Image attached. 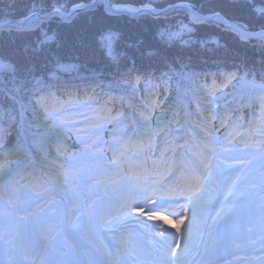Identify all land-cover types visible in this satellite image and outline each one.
I'll list each match as a JSON object with an SVG mask.
<instances>
[{"label": "trees", "instance_id": "16d2710c", "mask_svg": "<svg viewBox=\"0 0 264 264\" xmlns=\"http://www.w3.org/2000/svg\"><path fill=\"white\" fill-rule=\"evenodd\" d=\"M56 3L57 0H39L36 15L47 14L49 5ZM60 3L70 9L72 0H60ZM178 3H187L196 16L213 14L214 9L229 26L240 23L249 32H261L259 23L250 14L234 7L240 0H108L110 7L149 5L153 12ZM33 7L34 0H0V24L19 22L32 15ZM36 23L34 19L31 27L7 26L0 32V63L27 66L33 73L27 78V86L18 93L15 108L0 109V164L6 166V178L16 173L15 167L24 166L23 159L16 157L18 152L26 159L31 152L39 166L47 169L50 163L47 159L51 157L46 152L52 151L50 137L57 132H63L66 137H83L80 126L91 124L85 117L89 106L78 108L91 102L96 103L91 112L94 111L92 118L97 123L115 122L108 131L113 149L125 144L131 130L133 123L125 120V113L131 115L152 143L157 135L161 142L162 136L169 133L168 122L177 140L183 129L184 106L191 115L189 126L201 139L214 134V121L231 125L235 132L257 110L259 131L263 133L260 136L264 138V43L261 41L242 40L216 19L193 25L181 9L169 10L159 18L139 15L132 19L108 16L103 4L97 3L67 23L52 20L32 30ZM184 24L190 30L177 35L179 26ZM101 33L111 34V53ZM45 34L54 36V40L41 44ZM59 65L72 69L61 73L57 70ZM18 80L19 76L0 69V89L13 87ZM129 83L135 91L128 87ZM38 98H43V104L33 111L32 102ZM209 100L212 105L207 109L197 107ZM21 104L25 106L23 111ZM154 113L160 127L149 125ZM78 119L86 121L73 128ZM206 124L211 134L207 133ZM255 146L264 151V139L255 142ZM92 154L86 155L91 164H98L101 158ZM64 155L69 162L64 170L78 175L74 173L82 170L81 157L77 156L74 163L75 158L71 160L68 154ZM235 155H241V150L236 149ZM95 169L103 174L97 166ZM51 172L54 178L59 174L55 169Z\"/></svg>", "mask_w": 264, "mask_h": 264}, {"label": "rangeland", "instance_id": "374dc122", "mask_svg": "<svg viewBox=\"0 0 264 264\" xmlns=\"http://www.w3.org/2000/svg\"><path fill=\"white\" fill-rule=\"evenodd\" d=\"M107 0H92L90 3L92 4V7L99 3V5L104 6L105 11L106 9H112L113 7H110L108 5ZM125 5V4H124ZM140 7L146 8L149 12L151 11L152 6L149 5H139ZM136 6V7H139ZM90 7L89 9H91ZM120 7V6H118ZM130 18L128 16H121ZM23 20V19H22ZM45 24V23H43ZM47 24V23H46ZM30 83V81H29ZM208 106L212 105V101L207 102ZM82 108V107H81ZM208 112V111H207ZM211 112V111H209ZM208 112V113H209ZM22 113L20 112V116ZM256 115V117H255ZM252 117V125L254 128H259V115L255 114ZM84 119H78L74 122L76 124L77 122H81ZM149 125L150 126H161V123L158 121L157 113H154L151 115ZM45 126V123L42 124ZM51 126H55L53 123H51ZM99 126L102 127L103 131V137L106 136V132L110 131L114 126L115 122L112 123H101L100 125H97L94 127V131H99L100 129L96 128ZM207 126V124H206ZM137 132L142 133L143 129L140 126H136ZM230 126L228 125H220L215 124L214 130L216 131V135L218 136V139H221V136L226 134L229 130ZM64 132L66 131V126L64 128ZM137 134L136 131H134ZM244 133V130L241 132H237L236 135H241ZM239 135V136H240ZM237 136V137H239ZM140 141L145 140L141 135L137 137ZM52 142L54 147L51 146L52 149L55 150L57 154L63 153H69L72 156L82 152V147L75 148L74 147V140L71 139V136L66 138L63 136V132H58L52 137ZM100 139L96 142H90L88 144V150H92L93 147L96 145L98 146L99 151H103L106 154H110L109 151L105 148V145H100ZM181 143V141L179 142ZM209 146L211 144H208ZM211 147V146H210ZM215 152H218L216 148H211L208 152V154H205L206 157H208V161L206 162V165L204 167L200 168L201 174L203 178L207 179L209 175L211 174V169L214 166L218 165L214 160L213 155ZM112 154V153H111ZM209 155V156H208ZM252 156L251 151H247L244 155L246 159ZM22 158V157H21ZM27 164V162H26ZM49 164V163H48ZM53 166L55 168H58V165L54 162H51L49 166ZM220 165V164H219ZM38 169H40L38 167ZM43 169V168H42ZM6 169L1 168L0 169V187L4 183V177H5V171ZM49 170V167L47 168ZM207 170V173L204 174L203 172ZM258 169H254L251 171H245V169L242 170V168L235 171L231 177L228 183L225 185L223 184L222 178L219 179V184L222 186L221 193L219 197H217L213 204L211 205V208L209 209V214L207 215L205 221L201 225V233L198 236L197 232L193 235V240H197L196 245L195 241H193L190 245H195L196 249H198L197 254L200 253V249L202 246H204L206 242V237L210 238L209 233L216 232V234L219 233V231L224 228L232 229V231H238L240 233L246 232V234H253L256 236V239L251 242V244H254L257 248L256 252L261 251V246L258 245L260 243V240L258 237L261 234V229L258 227L259 224H261V221H258L257 224L254 225V228H245L247 225V221L250 218L254 223L256 222L254 217L257 219L264 218V173L257 171ZM41 172V170H40ZM46 174L51 175V181L53 174L50 173V171H43L41 175L46 176ZM45 178V177H44ZM43 180H46L44 179ZM48 180H46L47 182ZM36 184L32 181H23L21 184H17L13 197L7 196L8 192V185L2 188L5 191L6 196L2 197L0 196V228L5 229L8 231V234L10 239H15L17 237L24 238L25 236H36V238L41 239V237L38 235V231L41 230H47L48 233L51 232H57L62 231L67 233L66 235L72 236L75 239V244L85 247L86 250L85 254L90 259V256H94L96 260H98V257L107 256L109 257L110 261H108V264H135V260L139 259V262L143 263L144 261L147 262L146 259H141V254L144 255L147 254L151 250H157L156 243L157 241L161 240L164 237L165 229L169 228L174 232V228L172 225L167 226H160L157 219H153L152 221H146L145 219H138L136 221H127L121 224L120 226H115L109 233L108 232H101L97 229L96 225L92 223V219L89 217H86L84 215V211L82 210V215L77 214V212L80 211L81 202L75 201L73 195H64L65 190L66 192L69 191L67 187L64 189H57L55 192V197L52 196L48 200L43 201L39 204L38 207H34V201H36L35 196L32 197L31 193L29 192V187ZM112 184L115 186L116 184L112 182ZM203 183L200 184L199 190L195 192V195L202 194L204 189H202ZM8 188V189H7ZM116 189V188H115ZM194 197V196H193ZM195 198V197H194ZM120 208L118 211L117 208ZM82 208V207H81ZM238 208L239 213L237 212H231V216L229 217L228 222L224 225H220V221L226 219V217L229 215L228 212L233 209ZM109 210L103 211L99 208L98 211V218H110L111 223L113 225H119V221L124 217L127 216L125 211L127 210V205L124 204V200L120 198V194L116 189L115 197L112 201V203L109 205ZM221 213L219 218L216 219L215 223H213V217H216L217 213ZM132 217V216H130ZM133 218H139L138 216H134ZM122 222V220H121ZM97 232H94L95 229ZM178 231V230H177ZM99 232V233H98ZM179 232V231H178ZM107 233V234H105ZM44 233H42L43 235ZM52 234V233H51ZM66 235H64V239H66ZM114 235L112 238L111 236ZM90 237L91 241L95 243L93 245L92 243H88L84 241L83 238ZM51 238V241L48 244L47 250L49 249V252L47 254L51 258L52 254L55 253L58 256L65 258L67 260H74L75 254L72 251H68L66 246L61 242L63 239L62 237L59 238ZM178 243L174 246L172 251L169 253V258L171 260H174L175 257L177 258L178 262L177 264H189L190 261H187L186 256L190 254V251L192 247L187 249V245L184 244V238L181 233V237L179 236ZM63 239V240H64ZM111 239V240H110ZM83 240L86 245L84 246ZM140 243L143 244L140 245ZM103 245L104 252L100 253L95 249V246ZM117 244V245H116ZM249 243L248 242H241L238 243L235 248H243L246 247ZM182 246L183 249H182ZM31 246V245H30ZM59 246L63 247V251L61 252L58 248ZM210 246V245H209ZM178 256L175 254L178 253ZM17 253V252H13ZM44 253V252H43ZM40 251L32 249V254L35 256V264H40V261L44 258V254ZM74 255H73V254ZM90 255V256H89ZM97 255V257H96ZM75 256V257H74ZM198 258L196 257L193 262L190 264H196V260ZM245 261L247 263H257V264H264V252L261 251L257 255H253L249 253L245 257ZM27 263V261H25ZM255 263V264H256ZM61 264H64L61 262ZM153 264V262H152ZM225 264V263H223Z\"/></svg>", "mask_w": 264, "mask_h": 264}, {"label": "bare ground", "instance_id": "6f19581e", "mask_svg": "<svg viewBox=\"0 0 264 264\" xmlns=\"http://www.w3.org/2000/svg\"><path fill=\"white\" fill-rule=\"evenodd\" d=\"M108 2V1H107ZM120 6V7H118ZM137 5H131V4H117L115 6V10H117L118 12H128L130 14H138L139 12H143L144 9H142L143 7H138L136 8ZM87 10L81 11L79 13H83L86 12ZM133 19V18H132ZM154 19V18H153ZM70 20V19H69ZM68 20V21H69ZM67 21V22H68ZM64 22V23H67ZM257 37L261 38L260 35H257ZM262 40H264V38H261ZM52 41L48 42L51 43ZM185 142H182V144L184 145ZM55 158L59 159L58 156H56ZM56 159V160H57ZM61 161H63V159H60ZM48 162H53L52 159H47ZM148 162H143V164H147ZM56 164V162H55ZM39 162H37L36 160L34 161V165L30 166L29 168H24L21 170H18L12 177H10L8 179V181L11 182H15V183H19L16 180H20L22 181V178H25V181H32L35 182L36 184L39 183L42 179V176L39 174L40 173V169L41 168L39 166ZM144 166V165H143ZM55 167H49L48 171H52V169H54ZM1 169V168H0ZM47 171V172H48ZM51 173V172H50ZM52 174V173H51ZM46 180L49 181V179H51V175L50 174H46V176H44ZM47 181V182H48ZM186 184V185H185ZM185 185V186H184ZM193 185V181L192 178L186 179L184 181V184L182 186V188H189L192 187ZM238 208H233L228 212V216L226 217V219L220 221V225H224L228 222L229 217L231 216V214L233 212H237L239 213ZM232 212V213H231ZM261 224L258 225V227L261 229V234L258 237V239L260 240V243H258L259 246H261L262 248H264V218H262L261 220ZM258 223V220L254 223V221H252L250 218L247 221V225L245 226V228H254V225ZM42 233H44L42 235ZM52 233V234H51ZM48 233V231L46 230H39L38 231V235L41 237V239L36 238V236L32 235L30 237L25 236L24 238L22 237H17L15 239H10L11 237L8 234V231L5 229H1L0 228V264H35L33 261V258H31V256L27 253H25L23 256L24 258H27L28 261H30L29 263H23V257L21 258V251H23V248L25 249V251H30L32 248V246H34V249H36L37 251L40 252H44V258L40 261V264H61V262H63L64 264H91L90 260L87 258V254H85L86 248L85 247H81L77 244H75V239L72 236L66 235L67 233L60 231L57 232H51ZM64 235H66V239H64ZM219 238H212L211 240L209 239V244L211 243L212 245L210 247H208V245H206V247L204 249H202L201 251V255L199 257V264H210V262H214L215 261H222L224 260L225 262L230 264H246L245 261H243V259L249 254H253V255H257L258 253H260L261 251L264 252V249L261 251L256 252V246L254 244H251L252 241H254L256 239V236L251 234H246V232L244 233H240L238 231H232V229H222L220 230L219 233ZM10 237V238H9ZM63 238L61 239L62 243L67 246V248L69 250H72L75 254V259L74 260H67L65 258H62L60 256H58L57 254L53 253L51 258L49 257V255L47 254V252H49V249L47 250L48 244L51 241V238ZM84 241L88 242V243H92L93 245H95V243H93L90 239V237H86L83 238ZM166 240V245H167V250L169 249V243H175L177 241L176 235H172V236H166L165 237ZM83 241V240H80ZM83 241L84 246L86 245V243ZM241 242H248L249 244L246 247L243 248H234V245L236 246L238 243ZM31 245V246H30ZM95 249L102 253L104 252V247L103 245H98L95 246ZM166 250V252H167ZM13 252H17V255H14L15 253ZM12 255H14V257H11ZM156 257H154L155 259ZM99 261H103L104 264L108 263V261H110L109 257L107 256H102ZM167 261V254H164L161 256V258L158 260L159 264H165V262ZM173 264H176V262L174 261ZM251 264V263H250ZM253 264V263H252Z\"/></svg>", "mask_w": 264, "mask_h": 264}, {"label": "snow or ice", "instance_id": "6c2138e0", "mask_svg": "<svg viewBox=\"0 0 264 264\" xmlns=\"http://www.w3.org/2000/svg\"><path fill=\"white\" fill-rule=\"evenodd\" d=\"M38 5H39V0H34L32 17H26V24H18L16 25L17 28H25L26 26L31 27L33 23V18L35 20H41L45 18L36 15V12L39 10ZM90 7H92V4L90 2H83V0H72L71 8L69 9V7L62 5L60 3V0H57L55 6L49 5L46 16L53 20H69L79 12L87 10ZM185 7H189L190 9V6L188 5H185ZM234 7H238L242 11H246L248 14L252 16L254 20H256L259 23V27L261 29L259 35L261 36V38H264V0H240V3L238 5H234ZM212 11L214 18L218 22L222 23L223 21L220 14L216 13L214 9ZM193 18L196 20L205 19L204 17L196 16L195 14H193ZM230 19H234V18H230ZM8 26L11 27L10 24ZM230 26L233 31H237L240 35L244 37L256 35L255 32H249L247 26L241 25L240 23H235ZM101 38L105 41V46L108 49L109 53H111V40H112L111 34L105 35L101 33ZM53 40H54V36H48L47 34H45L44 40L40 41V43L45 44ZM0 68H3L6 72H11L13 76L20 77V80L16 81L15 86L4 87L0 89V109H14L16 103L18 102V93L22 91L24 87L27 86L26 83L27 78L31 77L33 73L27 66L16 67L11 65H0ZM128 87L133 88L131 83L128 84ZM133 91H135L134 88ZM37 96L39 97V94H37ZM42 104H43V98H38L34 100L31 105L33 111H38L39 107L42 106ZM24 107L25 106L21 104V111H23ZM193 179L195 180V176H193ZM193 195L195 197V201L200 200V197L198 195H195V193H193ZM153 203H155V201H153ZM128 208L129 210H135L139 215L147 216L148 220L164 219L163 217H159L158 214L153 210H149L148 212H145L143 208L139 207L138 204L135 207L132 204H129ZM196 214H197V209L194 206L193 208L194 219L196 217ZM220 215L221 213L218 212L216 214V217L212 218L213 223H215L216 219L219 218ZM122 219H129V217L124 216ZM177 230L179 231V229ZM209 235L211 236V232L209 233ZM93 264H104V262L97 260L94 261Z\"/></svg>", "mask_w": 264, "mask_h": 264}, {"label": "water", "instance_id": "95a60500", "mask_svg": "<svg viewBox=\"0 0 264 264\" xmlns=\"http://www.w3.org/2000/svg\"><path fill=\"white\" fill-rule=\"evenodd\" d=\"M173 8H176V9H178V8H182V9L187 10V14H188L189 20H190L193 24H201V23H204L207 19L214 17V16H211V17H205V19H203V20H196V19L193 18V12L191 11V9H189V7H185V5L180 4V5H177V6L169 7V8H167V10H169V9H173ZM106 12H107L108 15H111V16H128V17H130V18H133V17L136 15V14H130V13L125 12V11L118 12L117 10H115V8H113V9H106ZM144 14H147V15L151 16L152 18H158V17H160V15L162 14V12H159V13H157V14H151V13L148 12V11H144ZM30 17H31V16H30ZM41 17H45V18H44V19H41V20H38V24H36V25H40V24H42V23H46V22H48V21L50 20V18H48L46 15H43V16H41ZM60 21H61V22H67L68 20H60ZM9 24L12 25V26H14L15 28H17L16 25H18V24H26V19L23 20L22 22H19V23H9V22L4 23L3 25L0 26V31L4 30L5 27H6L7 25H9ZM222 24H223L225 27L228 28L229 32H231V33H233V34H235V35H240L237 31H233L231 27L226 26V25L224 24V22H222ZM182 30L187 31V30H188V27H187L186 25H182V26H180V27L178 28V32H177V34H180V33L182 32ZM240 36H242V35H240ZM242 37H244V36H242ZM249 37H252V38H255V39H259V40H261V41L264 42V40H262L261 38H259V37H257V36H253V35H252V36H249ZM49 42H50V41H49ZM70 69H71V67H69V66H60V67L58 68V70L61 71V72H66V71H69Z\"/></svg>", "mask_w": 264, "mask_h": 264}]
</instances>
